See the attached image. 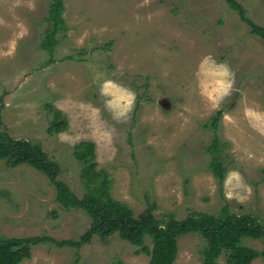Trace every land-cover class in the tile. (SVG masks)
<instances>
[{
	"label": "rangeland",
	"instance_id": "1",
	"mask_svg": "<svg viewBox=\"0 0 264 264\" xmlns=\"http://www.w3.org/2000/svg\"><path fill=\"white\" fill-rule=\"evenodd\" d=\"M52 1L0 0V131L41 143L58 164L57 179L79 197L104 173L112 197L134 215L152 205L158 218L227 210L264 223V40L227 0H64L65 28L48 52L40 44ZM237 1L264 27V0ZM12 41L14 50L5 54ZM209 55L228 66L233 80L215 109L197 87L198 66ZM104 79L136 93L127 119H114L104 105ZM245 109L261 118L246 116ZM58 110L67 127L49 134ZM215 136L225 174L238 170L250 189L243 201L226 199L224 179L211 169L208 147ZM84 140L96 143L98 166L89 175L88 163L74 155ZM91 223L84 210L58 203L45 173L0 160V235L78 240ZM146 244L151 248L152 239ZM242 245L263 250L264 238H244ZM178 247L175 264H202L207 241L190 232L178 238ZM118 260L149 264L150 256L116 232L105 240L95 235L80 249L38 244L20 264ZM217 262L228 264L226 252Z\"/></svg>",
	"mask_w": 264,
	"mask_h": 264
},
{
	"label": "trees",
	"instance_id": "2",
	"mask_svg": "<svg viewBox=\"0 0 264 264\" xmlns=\"http://www.w3.org/2000/svg\"><path fill=\"white\" fill-rule=\"evenodd\" d=\"M228 5L236 10L240 18L251 27V32L264 40V27L247 18L244 7L237 0H227ZM64 0H53L50 4L47 20L50 27L45 30L41 41V48L53 52L59 44L58 33L65 28ZM222 109H219L212 118L213 128L218 129ZM61 111H56L48 126V133H58L66 129L68 120L61 118ZM220 140L214 137L208 150L212 153L210 162L214 175L219 179L225 177V167L220 160ZM75 157L88 163L86 175L95 172L98 166L96 143L84 140L75 146ZM0 160H5L11 166L27 164L38 171L45 173L56 190V200L65 209H82L91 218L90 227L80 239H63L42 236L8 237L0 235V264H20L31 256L33 246L44 243H53L63 247L80 249L97 235L107 239L114 233L140 247V251L150 256L149 264H175L178 255V238L181 235L198 232L207 241L203 251L202 264H218V258L226 252L228 264H251L258 258H264V249L257 250L242 245L244 238H264V223L253 214H235L223 210L220 214L199 213L177 219L173 215L158 218L149 205L139 215L126 204L114 199L109 191V180L103 173L99 184L88 187V192L79 197L65 183L58 180L59 167L52 160L39 142L22 138H13L6 132L0 131ZM100 177L94 173L90 180L94 183ZM152 239V247L146 244V239ZM117 264H124L118 260Z\"/></svg>",
	"mask_w": 264,
	"mask_h": 264
},
{
	"label": "clouds",
	"instance_id": "3",
	"mask_svg": "<svg viewBox=\"0 0 264 264\" xmlns=\"http://www.w3.org/2000/svg\"><path fill=\"white\" fill-rule=\"evenodd\" d=\"M23 31L18 35L22 36ZM15 47V41L11 42L8 52L10 55ZM199 95L205 99L212 109L218 108L222 99L232 90V73L224 63H217L211 55L205 56L196 72ZM99 92L105 97L104 105L111 111L116 120L127 119L128 114L136 102V93L121 85L113 79H104L99 84ZM97 111L93 109V112ZM245 115L261 118V114L252 109H245ZM225 119H231L227 115ZM224 196L226 199L235 198L243 201L250 189L244 184L238 170H230L223 180Z\"/></svg>",
	"mask_w": 264,
	"mask_h": 264
}]
</instances>
